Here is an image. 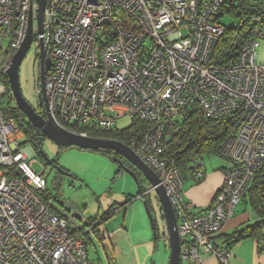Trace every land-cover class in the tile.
<instances>
[{"label":"built area","instance_id":"built-area-1","mask_svg":"<svg viewBox=\"0 0 264 264\" xmlns=\"http://www.w3.org/2000/svg\"><path fill=\"white\" fill-rule=\"evenodd\" d=\"M240 1L48 0L41 34L36 0H0V264H91L78 232L86 227L89 233L90 222L66 203L60 212L47 193V178L21 147L22 131L4 110L5 76L29 36L32 7L34 40L43 41L51 60L46 96L54 122L66 129L106 130L125 117L148 124L130 149L167 192L178 221L181 262L211 254L229 264L215 235L264 167V0H252L247 19L256 29L234 61L227 60L229 50L247 19L234 17L239 25L232 28L230 46L219 47L228 29L220 19L231 16L227 9ZM193 106L208 119L240 114L236 133L221 151L231 163L223 185L200 214L186 200L184 180L165 143L166 123ZM190 166L197 180L204 178L202 157L192 156Z\"/></svg>","mask_w":264,"mask_h":264},{"label":"rangeland","instance_id":"rangeland-1","mask_svg":"<svg viewBox=\"0 0 264 264\" xmlns=\"http://www.w3.org/2000/svg\"><path fill=\"white\" fill-rule=\"evenodd\" d=\"M220 20L227 28H236L239 25V21L234 19L233 16H225ZM39 53L40 44L38 43V36H35V40L29 52L24 57L20 68V81L23 94L36 109H41L39 106V93L41 91L39 83ZM1 58L0 55V59ZM259 61H264V41L261 42L259 48ZM131 124L132 120L129 117L120 118L117 120L115 128L121 131L128 129ZM22 136V149H28V156L38 163L36 169L39 172H44L45 170V176L49 180L48 191L50 189V192L55 196L62 198V201H57L62 204L66 203L73 209V213L80 212L82 217L93 216L97 214L99 207H102V210H106L113 201H117L120 195L131 194L136 196L140 193L138 185L134 179L128 173L121 170L118 164L116 165L113 163V159L102 152L83 150L76 147L64 148L56 145L53 141L46 139L42 145V152L40 151L41 153H39L35 152L31 145L26 143L23 132ZM44 161L56 162V165H47ZM204 163L209 168L217 167L221 163L227 165L231 164L226 158L215 155L204 156ZM117 169L121 173L118 176L116 174ZM143 184V190L146 189V187L148 188L146 181L143 182ZM112 185H114L113 189L105 191L107 186H109L108 188H111ZM110 190L111 192H109ZM63 196L66 202H64ZM149 199L151 198L149 197L146 199V196L145 198H139L137 201L135 200L133 202L134 206L131 210L128 208L126 212L119 211L115 218L113 217L109 219V230H113L114 227H122L125 215L128 213L127 218L132 216L135 218V222H137L139 216L142 217L144 220V226L151 231L154 238V231L152 229L146 206V201ZM92 202H95L96 206L94 209L89 210L88 208ZM244 213L245 212L240 211V214ZM153 214L154 218H156L155 220L158 221L157 223L160 234L157 243L159 251H157V249L155 255L157 259H160V257L165 255L166 262L169 264V240L163 237V235L167 233L165 228L166 225H164L165 223L161 220L160 213L157 214V212H153ZM103 218H106V213H104ZM138 225H141L140 221H138ZM92 235L94 234H91V236ZM137 237V235L134 236V238ZM89 254L94 264H99L98 258L93 249H89Z\"/></svg>","mask_w":264,"mask_h":264},{"label":"trees","instance_id":"trees-1","mask_svg":"<svg viewBox=\"0 0 264 264\" xmlns=\"http://www.w3.org/2000/svg\"><path fill=\"white\" fill-rule=\"evenodd\" d=\"M252 0H241L237 4L230 5L227 9L230 15L244 19V21L252 14L253 10ZM240 12V14H239ZM256 25L249 22L247 19L244 29L240 33L238 41L229 50L228 59L233 60L237 57L240 45L242 42L252 36L255 32ZM232 35V28H228L225 36L220 43V51L225 47L229 48ZM5 83L7 88V95L5 101V113L8 118H13L18 125L19 129L24 133L26 143L31 145L35 152L42 150L43 142L47 139L46 136L35 128L27 117L17 108L15 100L13 98L9 78L5 76ZM37 112L46 117L45 110L37 109ZM240 121L239 113H231L224 116L221 119H208L204 116L202 109L198 106H193L187 109L183 115L176 120H169L166 123L165 130V143L168 146L166 155L172 159L180 170L181 176L185 181L195 177L194 170L190 166V158L192 156L204 157L206 155H215L225 158L221 151L224 144L231 139L238 129V123ZM69 129L77 133H87L90 137L112 139L124 143L130 146L133 142H140L149 129V125L140 120L134 119L131 126L125 130H117L116 128L110 130L78 127L74 125L68 126ZM112 158L115 157V153L108 152L103 153ZM118 156V155H117ZM45 164L48 165L46 161ZM56 162H52V165H56ZM202 180V179H201ZM201 180H198L199 182ZM143 192H140L135 197H127L125 203L121 205H114L107 213L106 217L111 218L119 211H126L133 202L142 197ZM48 193V192H47ZM49 196H51L48 193ZM56 202L57 199H55ZM245 202H249L256 214L259 216L260 222L253 227V234L256 231L264 229V167L258 171L255 181L251 185V188L244 198ZM243 200V201H244ZM61 204L62 203H58ZM102 220H90L91 227L93 223ZM86 228V227H85ZM85 228L79 230L88 244L87 239L89 233L85 232ZM76 232V231H75ZM242 234V233H240ZM242 235H238L241 238ZM243 236L242 238H244ZM156 240L159 239V234L154 236ZM169 240V238H168ZM225 242H230L229 237L225 239ZM88 246V245H87ZM182 264V262H181Z\"/></svg>","mask_w":264,"mask_h":264},{"label":"crops","instance_id":"crops-1","mask_svg":"<svg viewBox=\"0 0 264 264\" xmlns=\"http://www.w3.org/2000/svg\"><path fill=\"white\" fill-rule=\"evenodd\" d=\"M115 156L117 155L115 154ZM110 158L114 160V158ZM32 161L35 163V166L38 164L35 160ZM112 162L117 165L116 162ZM229 167L230 165L223 163L212 168H209L207 165H205V176L200 182L195 177L184 182L183 191L186 200L193 205V213L200 214L206 212L214 204L216 195L224 182L225 170ZM43 173L45 175V170ZM116 174L117 176L121 174L118 169ZM108 187L109 186H107L105 191L113 189L114 185H112L111 188ZM149 188L150 186H148V188L146 187V189L143 190V194L148 191ZM109 192H111V190ZM49 193L55 202V198L58 201H62V198L55 196L52 192H50V189ZM129 196L135 197L131 194L120 195L117 201H113L109 206L107 205L108 207L106 210H102V207H99L97 214L93 216L82 217L89 222L90 220H102L93 223L91 226L92 229L89 232V238L87 239L88 257L91 264H94V262L90 258L89 249H93L95 251L99 264H167L165 255L160 257V259H157L155 251L158 249L157 243L159 239L156 240L153 238L151 231L146 229L142 217L139 216L137 222H135V218L132 216L127 218V213L123 220L122 227H114L113 230H109V219L113 217L115 218L118 212L111 218H103L104 213H107L114 205H121L125 203L127 197ZM152 196H154L153 193L147 198ZM64 202L66 201L64 200ZM58 203L59 202L56 204L58 205ZM131 205L128 207L130 210L134 206L133 204ZM95 206L96 203L92 202L88 209L92 210L95 208ZM60 208L61 212L62 206H60ZM240 211L245 213L240 214ZM259 219V216L256 214L250 203L245 202L244 200L237 207L235 215L229 221H227L222 226L220 232L215 235L214 243L220 251H224L228 254L229 264H264V229H259L253 234V227L260 222ZM138 221L141 222L140 226L138 225ZM104 233L108 235V238L103 236ZM91 234L94 235L91 236ZM136 235L138 237L134 238ZM238 235L245 237L238 238ZM163 237L168 239V234H164ZM227 237H229L230 242L226 243L225 239H227ZM157 251H159V249ZM182 264L221 263L217 257L211 254H206L203 255V258L199 262H187Z\"/></svg>","mask_w":264,"mask_h":264},{"label":"water","instance_id":"water-1","mask_svg":"<svg viewBox=\"0 0 264 264\" xmlns=\"http://www.w3.org/2000/svg\"><path fill=\"white\" fill-rule=\"evenodd\" d=\"M37 4V24L38 32L43 33L44 12L48 5V0H36ZM34 11L32 7L30 15L29 36L13 59L12 66L8 72L10 89L15 100L17 108L27 117L32 125L41 131L47 139L53 141L56 145L64 148H79L95 152H114L116 155L114 161L120 166L121 170L128 173L138 185L139 191H143V182L146 181L147 186H150V193L154 196L146 201L147 212L154 231L157 236L159 232L158 221L154 218L153 212L160 213L161 220L165 223L169 238L170 259L169 264H181V239L178 229V221L171 204V201L166 193L165 188L160 184L159 176L151 170L141 159L135 154L128 145L112 139L95 138L84 136L69 129L63 128L56 124L49 114L47 96H46V77L51 69V60L47 57V51L43 41L40 44L39 53V81L41 92L39 93V106L45 109L46 117L39 114L36 108L25 98L20 81V68L24 57L29 52L34 42ZM42 152V150H41ZM125 159L131 166H127L122 160ZM52 165L51 161H47ZM132 167L134 169H132Z\"/></svg>","mask_w":264,"mask_h":264},{"label":"bare ground","instance_id":"bare-ground-1","mask_svg":"<svg viewBox=\"0 0 264 264\" xmlns=\"http://www.w3.org/2000/svg\"><path fill=\"white\" fill-rule=\"evenodd\" d=\"M45 13V12H44ZM45 15V14H44ZM36 17H37V13H36ZM33 39H34V37H33ZM40 69V68H39ZM9 78V77H8ZM39 83H40V81H39ZM41 87V86H40ZM45 89H46V84H45ZM41 92V91H40ZM47 103H48V101H47ZM48 110H49V108H48ZM183 115V114H182ZM51 116V115H50ZM54 121V120H53ZM104 130H106V129H104ZM134 143V142H133ZM129 148H130V146H129ZM136 154V153H135ZM27 158H28V160H31V158H29V156H27ZM141 159V158H140ZM142 160V159H141ZM204 160V159H203ZM32 161V160H31ZM143 161V160H142ZM33 162V161H32ZM152 170V169H151ZM41 173H43V172H41ZM44 174V173H43ZM161 181V180H160ZM255 181V180H254ZM161 184V183H160ZM151 188V187H150ZM150 188L148 189V191H146L143 195H142V198H145V196H146V198L149 196V195H151V193H150ZM251 188V187H250ZM47 192L49 193V191H48V188H47ZM140 192H142V191H140ZM167 193V192H166ZM50 194V193H49ZM217 196V195H216ZM51 197V196H50ZM52 198V197H51ZM53 199V198H52ZM53 201H54V199H53ZM57 202H55L54 201V204L55 205H57L56 204ZM64 204L65 203H63L62 205L61 204H58V205H61V206H64Z\"/></svg>","mask_w":264,"mask_h":264},{"label":"flooded vegetation","instance_id":"flooded-vegetation-1","mask_svg":"<svg viewBox=\"0 0 264 264\" xmlns=\"http://www.w3.org/2000/svg\"><path fill=\"white\" fill-rule=\"evenodd\" d=\"M37 110V109H36ZM42 110H45V109H42ZM46 112V111H45ZM124 162H125V164L127 165V166H129L130 164L125 160V159H122ZM132 169H134L133 167H132Z\"/></svg>","mask_w":264,"mask_h":264}]
</instances>
